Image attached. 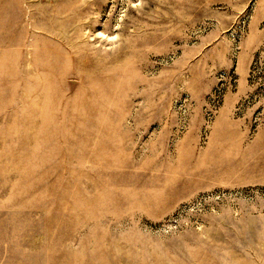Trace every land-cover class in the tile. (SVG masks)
Instances as JSON below:
<instances>
[{
  "label": "rangeland",
  "instance_id": "374dc122",
  "mask_svg": "<svg viewBox=\"0 0 264 264\" xmlns=\"http://www.w3.org/2000/svg\"><path fill=\"white\" fill-rule=\"evenodd\" d=\"M0 264H264V0H0Z\"/></svg>",
  "mask_w": 264,
  "mask_h": 264
}]
</instances>
